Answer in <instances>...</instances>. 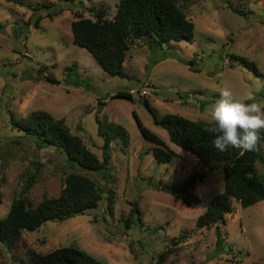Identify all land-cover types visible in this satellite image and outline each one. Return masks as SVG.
I'll return each instance as SVG.
<instances>
[{"label":"rangeland","instance_id":"1","mask_svg":"<svg viewBox=\"0 0 264 264\" xmlns=\"http://www.w3.org/2000/svg\"><path fill=\"white\" fill-rule=\"evenodd\" d=\"M21 1L32 9L0 0V219L26 177L35 178L28 193L35 206L43 196H57L65 174L75 170L60 150L40 149L31 137L12 130L8 114L24 117L41 110L62 118L99 159L102 139L96 117L120 125L129 143L123 148L120 140L111 142L107 174L83 172L101 192L95 209L48 221L36 231H21L11 249L0 244V264H38L33 253L68 246L102 264H156L166 250L160 264H264V200L246 208L232 200V211L221 226L225 247L218 250L215 225L198 229L195 223L223 190L222 166L210 173L170 143L143 104L145 99L157 118L174 114L211 121L207 109L225 85L240 100L264 102V0H177L194 24L191 42L148 48L145 39L134 41L123 62L129 79L103 71L88 51L73 44L70 30L77 14L88 17L89 8L104 7L110 18L119 0ZM6 15L13 20L5 22ZM231 54L253 61L263 78L231 65ZM67 67L72 68L68 73ZM120 91H131L132 100L112 98ZM201 102L207 104L201 108ZM132 112L174 153L170 162H155L154 144L141 135ZM259 148L264 158V143ZM255 173L264 181V160L256 163ZM190 175L202 178L190 190L198 202L186 205L182 198L188 194L175 199L172 192ZM109 190L114 193L111 213L106 209ZM133 202L140 223L130 214Z\"/></svg>","mask_w":264,"mask_h":264},{"label":"trees","instance_id":"2","mask_svg":"<svg viewBox=\"0 0 264 264\" xmlns=\"http://www.w3.org/2000/svg\"><path fill=\"white\" fill-rule=\"evenodd\" d=\"M5 1L32 9L31 5H24L21 0ZM229 8L240 14L239 10L230 6ZM87 14L88 17L77 14L71 21L72 42L88 51L103 71L112 77L129 79V75L124 72L123 62L129 46L134 41L145 39L148 48H161L170 42H191L193 38L194 24L187 19L177 0H119L110 18L104 7L89 8ZM38 24L39 20H36L34 26L38 27ZM228 59L231 65L237 64L256 77L263 78L253 61L233 54L229 55ZM71 69L67 67L66 72ZM46 79L53 82L49 77ZM260 95L264 97V78ZM178 97L182 98L181 95ZM112 98L132 100V95L120 91ZM143 104L152 115L154 124L166 131L170 143L197 158L210 173L214 172L218 165L222 166L223 190L210 200L204 213L198 216L195 227L202 229L215 225V245L218 250L223 249L226 232H222L221 226L225 225V215L232 211V200L237 201L243 208L264 200V181L255 173L256 163L264 160L260 148L258 151L244 154L231 146L225 151H220L212 143L214 134L207 131L213 126L211 121H193L174 114L157 118L145 99ZM204 104L207 102H201V108ZM131 114L141 135L154 144L152 155L155 162H170L174 153L157 135L142 125L134 112ZM8 122L12 130L31 137L38 148L60 150L67 163L75 169L65 174L57 196H43L35 206L31 205L28 198L35 178H25L7 213L0 219V244L6 249H11L20 240L21 231H36L48 221L61 222L95 209L101 200V192L96 182L83 172L100 171L107 174L111 142L120 140L125 148L129 139L120 125L96 117L97 135L102 139L99 159L86 147L81 137L71 133L64 119L55 118L46 111H32L24 117H16L10 113ZM260 142L264 143V139ZM198 178L202 176L190 175L182 180L172 192L174 198L179 199L181 194H188L182 201L186 205L197 203L196 197H190V190ZM113 194V191L109 190L106 197V209L109 213L112 211ZM130 214H136L140 223V211L136 202L131 204ZM129 221L130 219L126 224ZM183 236L181 235L182 238ZM33 254L38 264H102L87 252L73 246ZM167 255V250L159 253L156 264H160Z\"/></svg>","mask_w":264,"mask_h":264},{"label":"clouds","instance_id":"3","mask_svg":"<svg viewBox=\"0 0 264 264\" xmlns=\"http://www.w3.org/2000/svg\"><path fill=\"white\" fill-rule=\"evenodd\" d=\"M207 111L213 125L207 131L214 134L212 143L217 149L225 151L231 146L241 154L259 150L264 139V102L240 100L225 85Z\"/></svg>","mask_w":264,"mask_h":264},{"label":"crops","instance_id":"4","mask_svg":"<svg viewBox=\"0 0 264 264\" xmlns=\"http://www.w3.org/2000/svg\"><path fill=\"white\" fill-rule=\"evenodd\" d=\"M13 13H14V12H13ZM12 20H13V18H12L10 15H6V16H5V19H4L5 22L8 23L9 21H12Z\"/></svg>","mask_w":264,"mask_h":264},{"label":"built area","instance_id":"5","mask_svg":"<svg viewBox=\"0 0 264 264\" xmlns=\"http://www.w3.org/2000/svg\"><path fill=\"white\" fill-rule=\"evenodd\" d=\"M130 92H131V91H130ZM130 92H129V93H130ZM130 94H131V93H130ZM140 94H141V95H145V94H146V90H142V91H140Z\"/></svg>","mask_w":264,"mask_h":264},{"label":"water","instance_id":"6","mask_svg":"<svg viewBox=\"0 0 264 264\" xmlns=\"http://www.w3.org/2000/svg\"><path fill=\"white\" fill-rule=\"evenodd\" d=\"M11 252V251H10Z\"/></svg>","mask_w":264,"mask_h":264}]
</instances>
